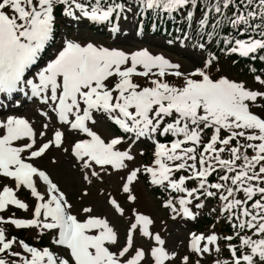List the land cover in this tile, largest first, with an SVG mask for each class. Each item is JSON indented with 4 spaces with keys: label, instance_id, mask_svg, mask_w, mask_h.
I'll use <instances>...</instances> for the list:
<instances>
[{
    "label": "snow or ice",
    "instance_id": "6c2138e0",
    "mask_svg": "<svg viewBox=\"0 0 264 264\" xmlns=\"http://www.w3.org/2000/svg\"><path fill=\"white\" fill-rule=\"evenodd\" d=\"M58 9L113 35L123 34L129 16L141 30L149 13L153 29L160 19L175 21L181 44L213 43L245 58L260 87L219 75L211 53L184 71L147 49L68 38L58 31ZM20 93L40 119L0 111V264H202L209 256L210 264H264V112L253 111L264 109V0H0V94L11 101ZM101 122L113 126L107 137L96 130ZM142 140L151 141L152 159L137 166L133 147ZM50 152L70 156L86 185L75 211L40 163H59ZM142 176L166 194L161 204L173 220H196L216 200L209 214L228 232L213 224L189 234L187 254L170 249L150 214L126 209ZM113 177L123 202L100 189L108 212L83 204L89 187ZM25 191L31 204L19 196ZM33 229L32 243L13 231Z\"/></svg>",
    "mask_w": 264,
    "mask_h": 264
},
{
    "label": "rangeland",
    "instance_id": "374dc122",
    "mask_svg": "<svg viewBox=\"0 0 264 264\" xmlns=\"http://www.w3.org/2000/svg\"><path fill=\"white\" fill-rule=\"evenodd\" d=\"M63 18H64V21L68 23V25L62 22ZM58 19H59V24L57 25L58 31L62 34H66L68 38L77 39L79 41H90V42L102 44L108 47H117L126 52H132L137 49V47L133 48V44L138 43L136 42L133 36V29H132L133 23L121 21L120 23L124 27L123 34H115V35L110 34L108 36L109 40H107L104 43L101 41L99 33L95 31L90 32L87 30V27L80 25L82 21L86 20L85 18L77 20L74 18L59 15ZM129 21H133L131 16H129ZM127 24H130V25H127ZM149 40L150 39H148V42H150ZM56 43H58L59 45V37H57ZM164 43L165 44L168 43L169 45L167 46L168 48L163 44L160 46L150 45V48H147V49H151L150 52L152 54L164 55L166 58H168L172 62L179 63L182 66V70L184 71L191 70L195 67H198V65L201 63L203 59L201 51L199 50L200 48H197L198 50L191 52L187 50V48L183 45L184 43L181 44V42H176L174 43L176 45H174L173 47L169 44L168 41H164ZM162 52L167 53V55ZM188 53L189 54L193 53L195 55V58L191 57L189 59L185 57V56H188ZM218 67L221 69V72L218 73L219 75H226L229 78H232L235 80L245 81L253 89L260 87L259 85L253 82V78L249 77L247 73H244L242 76H237V75H233L232 73L227 72L225 70V67L223 68L221 65H218ZM32 107L34 109H32ZM35 109H36L35 103H33L32 106L22 104L21 108L17 109L16 111L19 114L30 118L31 120L38 121L40 118L38 114L36 113ZM253 111L264 112V109L254 108ZM10 114H13V113H10ZM109 129H110L109 123L101 122L96 130L99 131L105 137H107L110 133ZM146 142H147L146 140H142L141 142L137 143L133 147V152L137 154L136 161H135V164L137 166L140 164L139 162L141 161L139 153L142 151V148L150 146ZM65 143L66 145H69L66 141ZM53 154H55L56 157L59 159V163L57 165H54V166L49 165L47 157H45L44 160L40 161V163L43 167L47 168L51 172L53 178L59 183L61 188L68 194V198L75 205V208H74V211H75L79 209L80 207V201L78 200L80 192H81L80 190H83V188L86 187V185L82 182L80 173L71 168L72 160L70 156L62 155L59 152L49 153V155H53ZM119 183L120 182L115 177H113L109 180L108 183L94 184L93 186L89 187L90 196L84 199L83 204L98 205V213L108 212V209L103 204L104 197L99 195V190L103 189L105 192H111L113 195H116L118 200L123 202L124 195L119 192ZM143 187L144 186L140 183L135 185V194L138 196V200L136 201L135 204L126 205V209L128 210L129 214H130L131 208L133 207L137 208L141 212L150 214L151 217L155 221L153 230L160 231L162 236H164V233L162 232V225L168 220V218H171V215L168 212V210L162 207L161 200L153 196L152 193L149 192L148 189H145ZM202 215L203 214L201 213V216ZM109 218L110 219L113 218L111 213H109ZM124 225H126L125 221L120 220L118 222V227H120L122 230H123ZM168 226L171 232L168 234L167 236L168 238L166 239L167 246L170 249L177 250L181 256L187 254L186 245L188 242L189 234L193 232L191 231L192 224L183 225L182 222L179 223V222L169 221ZM184 226H186L185 232H183ZM211 230L212 228L207 227V228L201 229L199 232L208 233Z\"/></svg>",
    "mask_w": 264,
    "mask_h": 264
},
{
    "label": "trees",
    "instance_id": "16d2710c",
    "mask_svg": "<svg viewBox=\"0 0 264 264\" xmlns=\"http://www.w3.org/2000/svg\"><path fill=\"white\" fill-rule=\"evenodd\" d=\"M152 16L150 15V14H148L147 15V19H150ZM214 46L215 47H217L215 44H214ZM221 47H222V45H221ZM217 48H219V47H217ZM223 56H224V58H228V63L230 64V65H232V69H233V71L234 72H238V71H241V70H245V72L251 77V76H253L250 72H249V70H248V62H247V60L245 59V58H238L235 54H233V55H225L224 53H223ZM235 59V62L233 61ZM234 62V63H233ZM253 63H255V62H253ZM17 235H19V236H21V234H23L22 232H17L16 233Z\"/></svg>",
    "mask_w": 264,
    "mask_h": 264
}]
</instances>
